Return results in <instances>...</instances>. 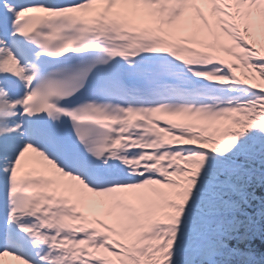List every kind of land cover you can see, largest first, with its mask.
<instances>
[{
	"label": "snow or ice",
	"instance_id": "6c2138e0",
	"mask_svg": "<svg viewBox=\"0 0 264 264\" xmlns=\"http://www.w3.org/2000/svg\"><path fill=\"white\" fill-rule=\"evenodd\" d=\"M0 264H264V0H0Z\"/></svg>",
	"mask_w": 264,
	"mask_h": 264
},
{
	"label": "trees",
	"instance_id": "16d2710c",
	"mask_svg": "<svg viewBox=\"0 0 264 264\" xmlns=\"http://www.w3.org/2000/svg\"><path fill=\"white\" fill-rule=\"evenodd\" d=\"M258 243V242H257Z\"/></svg>",
	"mask_w": 264,
	"mask_h": 264
}]
</instances>
